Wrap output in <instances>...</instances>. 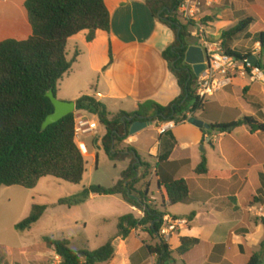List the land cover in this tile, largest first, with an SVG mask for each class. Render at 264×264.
<instances>
[{
    "label": "crops",
    "instance_id": "obj_1",
    "mask_svg": "<svg viewBox=\"0 0 264 264\" xmlns=\"http://www.w3.org/2000/svg\"><path fill=\"white\" fill-rule=\"evenodd\" d=\"M2 1L0 39L7 34L13 36L1 39L0 43L8 39H29L32 27L25 9L27 0ZM148 1L105 0L111 14V31H98L92 42L87 41L88 31L69 40L68 48L73 44L74 56L76 53L79 56L71 72L57 87L58 99L76 103L83 96L95 97L106 106L109 114L115 115L119 112L134 113L146 102L168 106L180 96L178 80L163 57V52L174 43L175 35L152 16L147 6ZM254 1L258 3V0H251L252 3ZM236 15H243V18L256 15L255 23L243 35L252 37L264 32L263 8L256 12L248 7L232 16L226 12L216 13L210 10L206 19L213 20L208 23V35L212 43L221 44L223 32L236 23ZM192 31L194 33V29ZM193 42L191 40V45ZM254 83L257 82L249 78H236L232 84L207 100L218 104L222 109L239 110L242 116L255 117L264 124L261 105L255 107L257 110L254 112L247 110L253 103L246 98L244 90L253 94ZM242 85H245L243 90L239 89ZM75 115L94 119L99 123L97 117L86 112L76 111ZM194 117L209 125L211 123V120L201 118L200 114ZM159 125L153 124L130 136L119 148L135 149L142 160L152 166L148 179L141 180L136 188L143 190L148 182L149 196L156 204L161 201L159 184L181 180L183 178H179V174L186 168L190 169L191 178L184 180L190 186L191 203L182 205H186L192 213L180 216L170 213L171 209L168 211L167 216L188 222L187 226L179 229L168 241L171 250L176 251L181 246L182 238L197 239L200 241L199 245L186 256L178 257V261L192 264L197 258H201L202 264H247L254 253L261 251L260 246L264 241V225L261 223V218H264V133L252 134L247 127H240L229 134H214L209 138L201 129L186 123L161 135ZM241 128H246L252 136L259 137L261 144L252 146L231 135ZM106 134V128L99 123L97 133L76 137L87 166L88 158H96L97 162V151H104L102 141ZM169 136L171 138L168 140ZM218 136L221 139L217 140ZM145 138H148L146 143ZM203 144H206L204 150L198 151ZM208 146L212 148L214 156L217 155L222 161L218 168L211 166ZM167 155L168 160L159 162L162 156ZM204 156L209 173L198 175L195 170ZM122 163L126 170L130 162ZM144 171L142 168L140 175ZM154 182L157 185L156 194L151 192ZM103 197L112 198L124 211L125 214L115 217L117 223L128 214L139 219L144 217L142 210L131 206L121 196L91 195L84 204ZM84 228H87V224ZM152 244L153 238L147 232L135 230L126 240L115 241V257L104 264H155L157 256L149 254L145 248ZM53 251L51 249L50 254ZM17 263L23 264L19 260L14 264Z\"/></svg>",
    "mask_w": 264,
    "mask_h": 264
},
{
    "label": "trees",
    "instance_id": "obj_2",
    "mask_svg": "<svg viewBox=\"0 0 264 264\" xmlns=\"http://www.w3.org/2000/svg\"><path fill=\"white\" fill-rule=\"evenodd\" d=\"M147 6L152 16L175 35L174 43L163 52V57L178 80L181 94L168 106L146 102L134 113L115 115L109 114L106 106L95 97L78 99L77 112L97 117L100 125L106 128L107 134L102 141L106 156L113 162L129 161L130 164L115 186H91L58 203L59 206L76 207L86 203L91 195L121 196L128 204L142 210L144 217L139 219L133 214L121 217L117 235L94 251H77L68 239L46 238V246L62 256L65 264L109 263L116 254L115 241L126 240L139 229L158 240L157 245L145 247L149 254L157 256L155 264H176L178 257L186 256L200 243L197 239L182 238L181 246L172 251L161 236L163 218L168 211L177 205L191 203L190 186L184 179L160 183L161 201L158 204L149 196L148 182L143 190L136 188L141 180L148 179L152 166L145 163L135 149L119 148L130 137L135 122L144 119L157 125L181 122L189 114L193 117L200 114L201 118L211 120L210 130H202L209 138L214 134H229L240 127H247L252 134L264 133V124L255 117L242 116L236 109H222L197 95L199 78L193 67L185 62L193 27L179 15L180 0H149ZM25 9L32 27L31 37L24 41L8 39L0 43V192L3 187L34 189L46 177L74 185L83 182L87 162L76 142V115L71 114L44 131L45 121L55 111L47 93L53 91L57 95L59 83L77 61L78 53L69 59L68 43L72 37L88 31L87 41L92 42L98 31H111V14L105 0H27ZM255 20L254 16L248 15L235 27L223 32L220 42L226 54L238 59L251 56L233 51L228 45L245 34ZM204 22L212 23L213 20L205 19ZM257 42L264 53V32L258 34ZM168 158L169 155L162 156L159 162ZM142 168L145 171L140 175ZM195 173H209L205 156ZM47 209V206H34L31 214L16 225L17 231L31 230ZM261 223L264 225V218ZM260 248L261 251L254 253L247 264H262L264 241Z\"/></svg>",
    "mask_w": 264,
    "mask_h": 264
},
{
    "label": "rangeland",
    "instance_id": "obj_3",
    "mask_svg": "<svg viewBox=\"0 0 264 264\" xmlns=\"http://www.w3.org/2000/svg\"><path fill=\"white\" fill-rule=\"evenodd\" d=\"M2 7L3 1L0 0V9ZM248 7L259 12V8L264 9V0H258V3H255V1L252 3L251 0H220L219 4L211 10L216 13L226 12L232 16L234 13ZM253 16L256 17V15ZM235 17L236 23L230 25V28L236 26L243 15H236ZM8 36L11 38L13 35L7 34L5 37ZM5 37L2 36L1 39ZM219 46L222 47L221 44ZM228 46L242 55H252L258 49H261L257 42V36L240 35ZM74 51V45L70 44L68 48L69 59L74 57ZM262 56L264 58V53H262ZM244 88L245 85L239 87L241 90ZM254 89L253 94L249 91L245 93L246 98L253 103L247 110L250 113L254 112L261 105L264 113V87L257 82L254 83ZM237 91L240 92V90ZM240 94L238 95L240 96ZM231 135L252 146L261 144L260 138L252 136L246 128H241ZM170 138L169 136L168 140ZM216 139L221 138L218 136ZM144 141L146 143L148 138H145ZM204 147H206V144H203L198 151H203ZM97 152L99 155L97 162L96 158H88L87 172L80 185L46 177L41 179L34 189L20 186L3 187L1 189L0 264H14L16 260L23 264H45L51 253V249L45 244L46 238L68 239L77 251H94L105 245L117 233L118 223L115 217L125 213L112 198L103 197L76 207L58 205L60 200L76 196L86 188L91 186L111 188L120 180L121 173L125 170V164L111 161L103 150ZM208 152L212 168H218L222 161L217 155L214 156L213 150L209 146ZM179 176L183 179L191 178L190 169L186 168ZM151 192L157 193L156 182H154ZM34 206H47L48 209L43 218L31 230L17 231L16 225L31 214ZM189 210L186 205L181 204L172 208L170 213L179 214L180 216L183 214L189 215L192 213ZM85 224H87V228H84ZM157 243L158 240L153 239L152 245L155 246ZM176 264L184 263L180 260ZM192 264H202L201 258H197V261Z\"/></svg>",
    "mask_w": 264,
    "mask_h": 264
},
{
    "label": "built area",
    "instance_id": "obj_4",
    "mask_svg": "<svg viewBox=\"0 0 264 264\" xmlns=\"http://www.w3.org/2000/svg\"><path fill=\"white\" fill-rule=\"evenodd\" d=\"M219 2L220 0H180L179 15L194 29L191 38L194 40L193 44L202 47L207 52V69L199 77L196 88V93L202 100L213 97L215 93L232 84L236 78H249L253 82L264 85V58L261 49H258L249 58L238 59L226 54L222 47L210 41L209 25L204 21L206 14ZM252 57L258 59V65H254L250 61ZM192 117L189 114L188 118L181 122L161 123L159 131L161 135H166L178 125L188 123ZM98 129L99 123L96 120L81 116L76 117V137L97 133ZM187 224L188 222L185 220L174 219L166 215L163 218L161 236L168 242L179 229L187 226ZM45 264H65V262L62 256L53 251Z\"/></svg>",
    "mask_w": 264,
    "mask_h": 264
},
{
    "label": "water",
    "instance_id": "obj_5",
    "mask_svg": "<svg viewBox=\"0 0 264 264\" xmlns=\"http://www.w3.org/2000/svg\"><path fill=\"white\" fill-rule=\"evenodd\" d=\"M250 61L254 65H258V59L252 57ZM186 64L193 67L195 75L199 78L207 69L208 57L207 52L202 48L197 46L196 44L191 45L185 56ZM47 96L51 99L55 111L52 115H50L43 125V130H47L51 125L58 123L63 118L76 113V103L75 102H67L62 101L57 98L53 91L47 93ZM189 124L201 129V130H210V125L197 117H192ZM153 123L144 121L135 122L130 129V136H134L137 133L147 129L149 126H152Z\"/></svg>",
    "mask_w": 264,
    "mask_h": 264
}]
</instances>
